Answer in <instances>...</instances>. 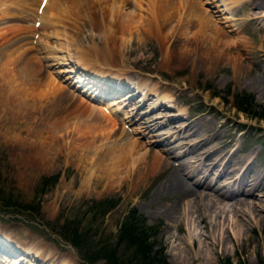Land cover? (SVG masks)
Masks as SVG:
<instances>
[{
    "label": "rangeland",
    "instance_id": "obj_1",
    "mask_svg": "<svg viewBox=\"0 0 264 264\" xmlns=\"http://www.w3.org/2000/svg\"><path fill=\"white\" fill-rule=\"evenodd\" d=\"M42 1L0 0V232L20 249L16 258L24 260L18 264H57L47 261L49 252L58 263L67 256L72 264H88L61 227L70 222L77 229L73 220H79L80 231L89 227L97 231L95 242L105 240L118 234L131 211L153 230L152 253L161 250L167 264H264V230L255 218L260 210L248 211L264 200V7L256 9L253 0H46L40 11ZM55 54L58 67L123 81L118 104L91 110L64 77H56L59 68L44 62ZM145 153L174 168L193 162L195 172L180 175L191 189L209 193L208 185L220 186L213 182L220 167L212 158L229 162L230 173L250 155V172L262 185L246 198L252 201L246 215L218 218L203 201L193 208L201 199L157 196L173 172L167 165L148 167L150 175L136 178L142 170L135 171V161ZM108 171L112 177L116 172L115 182ZM53 176L55 184L44 182ZM107 198L118 203L100 219L101 208L91 204ZM174 201L182 206L167 216L164 209ZM197 215L207 216L210 227L198 225Z\"/></svg>",
    "mask_w": 264,
    "mask_h": 264
},
{
    "label": "bare ground",
    "instance_id": "obj_2",
    "mask_svg": "<svg viewBox=\"0 0 264 264\" xmlns=\"http://www.w3.org/2000/svg\"><path fill=\"white\" fill-rule=\"evenodd\" d=\"M82 2H83V0H81ZM86 1V0H85ZM84 1V2H85ZM98 1V0H97ZM107 1V0H106ZM246 1H249V0H246ZM254 1V7L256 8V9H261V8H263L264 7V0H253ZM99 2V1H98ZM233 2H235V4H238V3H240V2H242V0H233ZM101 3V2H100ZM103 3H104V1H103ZM102 3V4H103ZM104 5V4H103ZM106 6H107V4H105ZM175 5H178V4H175ZM186 5V4H185ZM252 5V3H250L249 4V6H251ZM102 6V5H101ZM110 6V5H109ZM156 6V5H155ZM159 6V5H158ZM165 6V5H164ZM194 6V5H193ZM174 7H176V6H174ZM185 7V6H184ZM100 8V7H99ZM103 8V7H102ZM162 9H163V7H161ZM108 9H109V7H108ZM159 9V8H158ZM167 9V8H166ZM193 9H194V7H193ZM164 10V9H163ZM170 10V9H169ZM248 10H249V8H248ZM250 10H252V9H250ZM98 11V10H97ZM177 11V10H176ZM164 12V11H163ZM169 12V11H168ZM175 12V11H174ZM99 13V12H98ZM157 13V12H156ZM166 13V12H165ZM180 13V12H179ZM162 14V13H161ZM169 14V13H168ZM156 15V14H155ZM167 15V14H166ZM173 15V14H172ZM176 15V14H175ZM163 16V15H162ZM165 16V15H164ZM169 16H171L170 14H169ZM168 16V17H169ZM178 16V15H177ZM249 16H251L249 13L248 14H246L245 15V20L244 21H246L247 19H249ZM156 17V16H155ZM158 17V16H157ZM208 17H210V16H208ZM162 18H164V17H162ZM166 19H168L167 17H165ZM164 18V19H165ZM170 18V17H169ZM197 19H199L200 20V18L202 19V17H196ZM164 19H163V22H164ZM171 19H172V17H171ZM173 20V19H172ZM171 20V21H172ZM158 21H159V18H158ZM168 21V20H167ZM205 21H208L207 19H205L204 20V25H205ZM156 22H157V20H156ZM160 22V21H159ZM169 22V21H168ZM197 22V21H196ZM211 22V24H212V21H210ZM165 23L166 22H164L163 23V25H165ZM170 23V22H169ZM160 24H161V22H160ZM200 24V23H199ZM209 24V23H208ZM159 25V24H158ZM166 25H168V24H166ZM165 25V26H166ZM201 25V24H200ZM203 25V24H202ZM204 25L203 26H201V27H203L204 28ZM158 27V26H157ZM160 27H162L161 25H160ZM167 27V26H166ZM205 27H206V25H205ZM208 27V26H207ZM159 28V27H158ZM165 28V27H164ZM202 28V29H203ZM210 28V27H209ZM162 29V28H161ZM201 29V28H200ZM205 29V28H204ZM159 30H160V28H159ZM163 30V29H162ZM210 30V29H209ZM203 31V33L205 32L206 33V31H204V30H202ZM207 32H208V29H207ZM211 32V31H210ZM202 34V33H201ZM210 34H212V33H210ZM204 35V34H203ZM209 35V34H208ZM196 36H199V35H196ZM210 36H212V35H210ZM202 37V36H201ZM200 37V38H201ZM185 38V37H184ZM205 38V37H204ZM209 38V37H208ZM106 38H104V40H105ZM188 40V39H187ZM186 40V41H187ZM197 40V39H196ZM201 41H202V39H200ZM199 40V41H200ZM192 41V40H191ZM198 41V40H197ZM200 41V42H201ZM188 42V41H187ZM205 41H203V43H204ZM212 42V41H211ZM186 43V42H185ZM189 43V42H188ZM194 43H195V41H194ZM193 43V44H194ZM222 43V42H221ZM220 43V44H221ZM191 44V43H190ZM201 44V43H200ZM182 45H183V43H182ZM185 45V44H184ZM195 45V44H194ZM203 45V44H202ZM222 45H224V43L222 44ZM186 46V45H185ZM201 46V45H200ZM208 46V45H207ZM206 46V47H207ZM212 47V46H211ZM226 47H228V45L226 46ZM197 48V47H196ZM204 48V47H203ZM229 48V47H228ZM105 49H107V48H105ZM209 49H211V48H208L207 49V51L209 50ZM93 50V49H92ZM91 50V51H92ZM99 50V49H98ZM203 50H205V48L203 49ZM230 50H235V48H230ZM55 51H57V50H55ZM82 51V50H81ZM94 51V50H93ZM106 51V50H105ZM195 51H197V50H195ZM207 51H205V52H207ZM58 52V51H57ZM210 51H208V53H209ZM234 52V51H233ZM100 53H102V52H100ZM193 53H194V51H193ZM199 53V52H198ZM207 53V54H208ZM50 54V53H49ZM87 54V53H86ZM196 54V53H195ZM52 55V54H51ZM81 55V54H80ZM84 55V54H83ZM90 55V54H89ZM210 55V54H209ZM86 56V55H85ZM85 56H84V58H85ZM104 56V55H103ZM212 56V55H211ZM60 57V56H59ZM59 57H58V54H55V55H53V56H51V57H46V56H44V62L45 61H47V62H50V64L49 65H51V66H57V65H62V62H60L59 61ZM105 57V56H104ZM103 57V58H104ZM61 58V57H60ZM90 58V57H89ZM218 58V57H217ZM109 59V58H108ZM203 59H207L206 58V56L203 58ZM211 59V58H210ZM216 59V58H215ZM79 61H81V60H79ZM90 61V60H89ZM88 61V59H87V62H89ZM178 61V60H177ZM220 61V60H219ZM91 62V61H90ZM202 62V61H201ZM85 63V62H84ZM203 63V62H202ZM215 62L213 61V64H214ZM220 63V62H219ZM129 64V63H128ZM89 65V64H88ZM101 65H103V63L101 64ZM122 65V64H121ZM108 66V65H107ZM85 67V66H84ZM123 67V66H122ZM243 66L241 65V67L240 68H242ZM83 68V67H82ZM84 69V68H83ZM89 69V68H88ZM243 69V68H242ZM85 70V69H84ZM239 71V70H238ZM21 72V71H20ZM73 70H68V69H66V68H59L56 72H55V75H56V77L57 76H59V74H65V75H70V76H67L66 77V79L65 80H71L72 82H73V84L75 85V87H76V89H74L75 90V93L78 91V93H77V95L78 96H81L82 98H83V100H85L86 102H90V104H91V106H90V109L91 110H93L94 109V107L95 108H98V109H100V108H102L103 109V111L105 110H108V109H110V108H112V106H114V105H117L118 104V102H119V100H117L116 98L114 99V100H110L109 102H106V103H104V104H102L101 103V101L100 100H98L97 99V97H103V96H105V97H103L104 99H105V101H107V98H109L110 96L109 95H111V93H114V90H111L110 88H108V86L109 87H112V86H115L116 85V90L119 88H121V83H114V82H112L111 80H108V79H106L107 77H105L106 75H104V74H100V73H98V71H96V72H91L90 74H91V76H88V75H86L85 74V72H86V70L84 71V73H83V75H78V76H75V74H73ZM119 72V71H118ZM241 72V71H240ZM5 73V72H4ZM22 73V72H21ZM238 73V72H237ZM6 74V73H5ZM239 74V73H238ZM93 76V77H92ZM116 81V80H115ZM148 81V80H147ZM65 82H67V81H65ZM97 83L98 85L96 86V89L93 91V92H90L91 91V85H84V87L85 88H80V85L83 83V84H88V83ZM260 83V82H259ZM147 84V83H146ZM142 85V84H141ZM104 87V89L103 88H100V87ZM125 86V85H124ZM148 86V85H147ZM146 87V86H145ZM146 88H148V87H146ZM61 89V88H60ZM59 89V90H60ZM98 89H99V91H98ZM140 89V88H139ZM149 90H151V89H149ZM61 91V90H60ZM60 91L59 92H57V94L58 93H60ZM98 91V92H97ZM104 91V92H103ZM121 92H124V91H121ZM121 92H119V93H121ZM100 93H103V96H101L100 95ZM106 93H109V94H107L106 95ZM119 93H115V96L118 94V96H119ZM113 96V95H112ZM117 97V96H116ZM124 97H126V99L125 100H129V99H132V96L130 95V94H126ZM123 97V98H124ZM163 98H165V96H163ZM150 99V98H149ZM94 100H97V102H94ZM166 100V99H165ZM96 103H100V105L99 104H96ZM161 104V103H160ZM102 105H104V106H102ZM93 106V107H92ZM111 110V109H110ZM102 112V111H101ZM111 112H115V111H111ZM113 114V113H112ZM130 117H126V119L128 120ZM131 120H133V119H131ZM114 121H119V123H120V120H114ZM122 122V121H121ZM128 122H130L129 120H128ZM121 124H125V123H121ZM80 130V128L78 129V131ZM124 130V129H123ZM173 130H174V128H173ZM169 130H167V132H168ZM80 132V131H79ZM166 132V133H167ZM82 133V136H83V131L82 132H80L79 134H81ZM168 135V134H167ZM157 136V135H156ZM161 136V135H160ZM171 136V135H170ZM163 137V136H162ZM80 138V137H79ZM78 138V139H79ZM82 138H84V137H82ZM109 138H111V137H109ZM166 139V138H165ZM80 140V139H79ZM109 141H112V138H111V140H109ZM126 141V136L125 135H122L121 136V141H120V143H124ZM101 150V149H100ZM132 150H134V147H131L130 149H128V151H132ZM210 150V149H209ZM136 151V150H135ZM97 152V151H96ZM100 152V151H99ZM137 152V151H136ZM135 152V153H136ZM98 153V152H97ZM96 153V154H97ZM128 153H130V152H128ZM133 153V152H132ZM140 153V152H139ZM138 153V154H139ZM142 153V152H141ZM144 153V152H143ZM94 155V154H93ZM99 155V154H98ZM123 155H125V154H123ZM128 155V154H127ZM147 153H145V154H140V158H138L137 156H136V154H135V156L138 158V159H136V163H138L137 164V167H136V172L138 171V169H140V170H142L140 173H139V175H135L136 176V178H140V176L142 175V176H145V178L148 176V175H150L149 173H152V171H150V170H147V173H146V169L149 167V168H151V169H154L155 171L156 170H159V169H164V168H166V166L165 165H167V167L169 166L170 168H172V170H173V172H172V174H171V176H169L162 184H161V186L160 187H158L157 188V190H156V194H157V196H160V195H163V194H165V193H167V194H170V195H181V200H183V199H192V198H196V199H201V200H195V203H196V205H195V207H193L195 210H197L198 209V207H199V202L201 201H203V202H205L209 207H210V212L213 214V215H215V217H217L218 216V218H219V216L220 215H224V214H227V213H231V214H233L235 217L236 216H239V214H241V215H246L245 214V208L246 207H248L249 205H250V203L252 202V201H250V200H248V199H246V198H248V197H250V196H253L254 194H255V191H257L258 189H260L259 187L262 185L261 184V181L259 180L260 178H259V176L258 175H256L255 174V172H252V174H251V172H250V155L247 157V158H245V160L243 161V163H245V166H243L242 168H239L238 170H233V171H231L230 173H228V169H229V166L227 167V164L229 163H227L226 164V162H224L222 165H220V163H221V159H216V158H212V162H214V163H216L217 162V164H214V165H212L213 167H217V165L220 167V170L219 171H217V175H216V177H215V179L213 180V182H214V185L215 184H217V183H220V186L218 187V188H214L213 189V187H212V185L210 184V185H208L207 187H205V190H208V189H210L209 191H211V193H209V192H204V189L202 190V191H196V190H193V189H191L190 187H188L189 185H187L186 184V181H185V179L180 175V171H182V173L184 172V171H186V176L187 175H192L194 172H195V169L193 168L194 166L192 165L193 164V162H190V161H188V162H186L185 163V165L184 164H179V165H177L176 166V168H174L173 167V165H172V162H170V161H168L167 159V161L166 160H163V159H157V158H152V156L151 157H149V158H147ZM122 156V155H121ZM128 156H130V155H128ZM134 156V157H135ZM91 157V156H90ZM98 157V156H97ZM92 158V157H91ZM101 158V157H100ZM100 158H98L99 160H101ZM121 158V157H120ZM125 158V157H124ZM205 158H208V157H205ZM78 159H81V158H78ZM104 159V158H103ZM102 159V160H103ZM106 159V158H105ZM117 159V158H116ZM118 159H119V157H118ZM90 160V159H89ZM120 160V159H119ZM123 160V159H122ZM124 160H126V159H124ZM130 160V159H129ZM133 160H135V159H133ZM149 160H152V163H151V165L150 164H148V161ZM105 161V160H104ZM108 161H110V159L108 160ZM117 161V160H116ZM128 161V160H127ZM89 162H92V160L91 161H89ZM94 162V161H93ZM103 162V161H102ZM113 162H115V160L113 161ZM129 162V161H128ZM101 163V162H100ZM107 163V162H106ZM120 163H121V161H120ZM120 163H118V164H120ZM123 163H125V162H123ZM132 163H133V161H132ZM206 163H210V162H206ZM105 164V163H104ZM111 164L114 166V164L112 163V161H111ZM128 164V163H127ZM126 164V165H127ZM87 165V164H86ZM90 165V164H89ZM92 165V164H91ZM97 165V164H96ZM135 165V164H134ZM101 166V165H100ZM87 167V166H86ZM127 167V166H126ZM129 167V166H128ZM141 167V168H140ZM99 168V167H98ZM110 168H112V167H110ZM120 168V167H119ZM122 169L121 170H123L124 168L123 167H121ZM91 169V168H90ZM97 169V168H96ZM96 169H95V172H97L96 171ZM105 169V168H104ZM117 169H118V167H117ZM128 169H131L130 167L128 168ZM98 170V169H97ZM107 170V169H106ZM110 170V169H109ZM116 169H115V167H114V170L113 171H115ZM201 171H202V168L200 169ZM90 171V170H89ZM112 171V172H113ZM120 171V170H119ZM128 171V170H127ZM131 171V170H130ZM207 171H208V168H207ZM214 171H216V170H214ZM255 171V170H254ZM106 172V171H105ZM111 172V171H110ZM118 172V171H117ZM133 172V171H132ZM143 172H144V174H143ZM198 172V171H197ZM91 173H92V170H91V172H90V176H91ZM108 173H109V171H108ZM131 173V172H130ZM205 173V172H204ZM105 174V173H104ZM112 174V173H111ZM118 174V173H117ZM122 174H124V173H122ZM134 174V173H133ZM136 174V173H135ZM223 174H224V176H223ZM233 174V175H232ZM106 175V174H105ZM109 175H110V173H109ZM114 175H116V172L114 173ZM113 175V177H115ZM125 175H127V173L126 174H124L123 175V178H124V176ZM203 175V174H202ZM208 175V174H207ZM95 176V175H94ZM97 176V175H96ZM103 176V175H102ZM119 176V175H118ZM121 176V175H120ZM100 177V176H99ZM113 177H112V175H110L108 178H110V180H112L113 179ZM122 177V176H121ZM127 177V176H126ZM134 177V176H133ZM130 174L128 175V180L129 179H131V178H133ZM185 177V176H184ZM204 177V176H203ZM207 177V176H206ZM205 177V178H206ZM92 178V177H91ZM118 178V177H117ZM264 178V177H263ZM96 179V178H95ZM119 179V178H118ZM134 179H135V177H134ZM100 180V179H99ZM115 180V179H114ZM124 180V179H123ZM187 180V179H186ZM113 181V180H112ZM125 181V180H124ZM131 181V180H130ZM135 181V180H134ZM138 181V180H137ZM87 182H88V178L86 177L85 178V180L82 182V187H85V186H87L86 184H87ZM97 182H99V181H97ZM108 182H109V180H108ZM113 182H115V181H113ZM112 182V183H113ZM136 182V181H135ZM212 182V183H213ZM116 184V183H115ZM113 185H114V183H113ZM133 185H135V184H133ZM111 186V185H110ZM83 189V188H82ZM222 189H225V191H223ZM230 190V191H229ZM261 192H263L264 193V190H261ZM263 197H264V195H263ZM198 201V202H197ZM250 201V202H249ZM261 202H260V207H259V209H256L255 208V205H253V204H251L252 206H249V207H251L248 211L251 213V214H253L254 215V213L255 212H257L258 210H260V211H258V212H260V213H257V214H255V218L257 219L258 217V219H261V221H260V228H261V230L263 229L264 230V200H260ZM153 202V201H152ZM180 205L182 206V203H178L177 201H174V204L173 205H170L169 206V208L168 209H164V213L165 214H167V216H170L171 214H173V213H177V209L176 208H179L180 207ZM209 207H207V208H209ZM176 209V210H175ZM191 210V209H190ZM180 211L181 210H179V213H180ZM261 212H262V214H261ZM182 216V215H181ZM215 217H214V220H215ZM221 217V216H220ZM212 218H213V216H212ZM218 218H216V221H217V219ZM192 219L193 220H198V225H200V223H203L204 225H206L205 226V229L207 228V227H210V223H209V220H208V217L207 216H205V215H197V217L196 218H193L192 217ZM233 223H235L234 224V226L237 228V226H240V221L238 220H233ZM180 226L182 227V224H180ZM234 227V228H235ZM182 230V229H181ZM253 230H255V227H253L252 228V230H251V232H253ZM1 233V232H0ZM234 235H237V233L236 232H234ZM9 237H7L6 235H3L2 233L0 234V264H6L7 262H10V264H18V262L19 261H22V260H24V259H22V257L20 256V259H17L16 257L18 256V255H16V253H18V250H20V249H18V248H14V246L13 245H11L9 242H11L9 239H8ZM194 238V237H193ZM250 237L248 236V237H246L243 241H248V240H250L249 239ZM190 240H191V242L190 243H195V241L192 239V237H190ZM26 245V244H25ZM35 247V246H34ZM29 250V249H28ZM33 250V249H32ZM31 253H33V252H31ZM36 253H38V255L39 256H41V253L42 252H40V251H37ZM47 255V261H50V262H56L57 264H72V260L70 259V257H67V256H61L60 257V259H61V261H60V263H58L57 261H55V257H54V254L52 253V252H49L48 254H46ZM44 257H45V255H44ZM16 258V259H15ZM67 258V259H66ZM72 258V257H71Z\"/></svg>",
    "mask_w": 264,
    "mask_h": 264
},
{
    "label": "trees",
    "instance_id": "obj_3",
    "mask_svg": "<svg viewBox=\"0 0 264 264\" xmlns=\"http://www.w3.org/2000/svg\"><path fill=\"white\" fill-rule=\"evenodd\" d=\"M58 179V177H56ZM55 176L47 177L44 182L53 181L55 184ZM117 200L114 198H107L102 202H93L91 205H96L92 209L101 208L99 210V217L102 219L105 214L115 208ZM4 206L9 208V203H4ZM31 209V208H30ZM39 210V205L37 206ZM37 214V210L31 209ZM97 211H91V214H96ZM98 214V213H97ZM94 217H97L93 215ZM76 226H71L70 222L65 223L61 227L60 233L64 236L66 241L73 244V247L79 252V256L88 264H94L97 261L104 262L103 264H167L162 251L152 253V237L153 230L144 226L143 220L137 218L134 211L130 212V216L121 224L118 234L115 237H109L105 240L94 241L93 233L87 227L84 231H80V221ZM71 230L69 236L68 232Z\"/></svg>",
    "mask_w": 264,
    "mask_h": 264
}]
</instances>
